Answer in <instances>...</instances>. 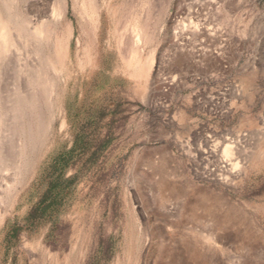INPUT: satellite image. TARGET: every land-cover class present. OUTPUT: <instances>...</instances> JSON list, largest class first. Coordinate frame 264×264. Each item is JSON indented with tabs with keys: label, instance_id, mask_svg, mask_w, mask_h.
<instances>
[{
	"label": "rangeland",
	"instance_id": "obj_1",
	"mask_svg": "<svg viewBox=\"0 0 264 264\" xmlns=\"http://www.w3.org/2000/svg\"><path fill=\"white\" fill-rule=\"evenodd\" d=\"M165 1L102 0L85 32L68 0L48 39L11 30L4 109L27 88L40 137L21 180L4 117L0 264H264V0ZM3 2L54 20V0ZM156 3L135 48L131 29ZM72 149L63 205L28 222L44 171Z\"/></svg>",
	"mask_w": 264,
	"mask_h": 264
},
{
	"label": "bare ground",
	"instance_id": "obj_2",
	"mask_svg": "<svg viewBox=\"0 0 264 264\" xmlns=\"http://www.w3.org/2000/svg\"><path fill=\"white\" fill-rule=\"evenodd\" d=\"M17 1L25 2L26 0H17ZM76 2L77 0H74L75 4ZM160 4H162V2ZM12 6L7 5V3L5 2H3L2 5H0V54H5L7 50H9V47L12 44H14V43H11L12 40L10 39L12 29L22 34L28 30L31 24L32 25L34 24L35 32L33 33H35L34 35H38L37 37H39V42H42L48 39L50 37V34L49 33L43 34L42 31H44L46 27H48V29L49 27L53 28L54 30L58 29V26L61 23H63L65 19L67 7H68V0H54L53 8H52L53 10L52 19L54 20L46 19L47 18L46 16H41V17L38 16V17L31 19L28 16L29 12L26 14V16H23V17L19 16L18 14L14 15L12 12L13 9H11ZM163 8L164 7L159 5V3L157 5H153L152 7L146 10L147 16H146V19H144V21L142 22L143 25L139 22L134 23V26L131 29V37L133 38L132 40L134 42L133 44L135 45L134 46L135 48L141 45V42L144 40L143 39L144 32L148 28L150 29L151 27L150 22H149L150 17L152 16L157 17L161 13V11H163ZM106 9H108V7H106V3L102 2V0H81V16L83 19L82 22H83V27H84L85 32L96 28L97 23L101 22L102 13ZM134 53L135 51H133V54ZM3 94H4L3 85H2V80L0 77V127H2L3 125L4 117L11 116V121L14 122L13 124L15 126L16 155H15L14 164H11V163L10 164L17 170L18 174H20L21 180H24L28 178L30 174L33 154L35 152L36 144L40 137V130L37 133L34 130L33 100H32L33 98L30 95L29 90L27 88H23L14 97L15 99L13 100V105L11 106V109L5 110L4 109L5 99H4ZM0 129L1 130L4 129V126ZM1 130H0V133L3 132ZM231 152H232V147L230 145H227L224 148L223 154L225 157H228ZM2 153L0 154L1 155L0 159L4 158V160H6L7 155H9V151H5L6 155ZM14 186L15 184L13 181L9 187L10 190L8 192V195H6V200L9 202V204H10V201L14 197V192H15ZM0 188H2L1 182H0Z\"/></svg>",
	"mask_w": 264,
	"mask_h": 264
},
{
	"label": "trees",
	"instance_id": "obj_3",
	"mask_svg": "<svg viewBox=\"0 0 264 264\" xmlns=\"http://www.w3.org/2000/svg\"><path fill=\"white\" fill-rule=\"evenodd\" d=\"M103 149L101 146L94 154H98ZM73 151L72 149L71 152L57 156L48 169L44 171L45 178L48 179V186L38 204L30 212L27 218L28 222L34 223L41 217L44 218L48 214L52 215L63 205V201L68 196L70 188L75 182V177L65 178V169L69 165L70 155H72ZM13 232L16 233L17 229H14Z\"/></svg>",
	"mask_w": 264,
	"mask_h": 264
}]
</instances>
